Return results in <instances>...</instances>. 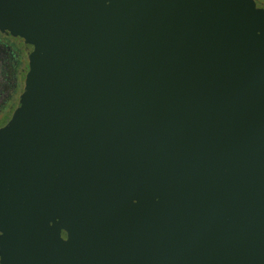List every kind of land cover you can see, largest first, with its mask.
<instances>
[{
    "label": "water",
    "instance_id": "95a60500",
    "mask_svg": "<svg viewBox=\"0 0 264 264\" xmlns=\"http://www.w3.org/2000/svg\"><path fill=\"white\" fill-rule=\"evenodd\" d=\"M0 30V264H264L263 7L0 0Z\"/></svg>",
    "mask_w": 264,
    "mask_h": 264
},
{
    "label": "flooded vegetation",
    "instance_id": "af4514ba",
    "mask_svg": "<svg viewBox=\"0 0 264 264\" xmlns=\"http://www.w3.org/2000/svg\"><path fill=\"white\" fill-rule=\"evenodd\" d=\"M264 8V0H254ZM29 71L26 45L0 30V123L5 126L15 112Z\"/></svg>",
    "mask_w": 264,
    "mask_h": 264
},
{
    "label": "rangeland",
    "instance_id": "374dc122",
    "mask_svg": "<svg viewBox=\"0 0 264 264\" xmlns=\"http://www.w3.org/2000/svg\"><path fill=\"white\" fill-rule=\"evenodd\" d=\"M2 124H3V123L1 122V123H0V126H2Z\"/></svg>",
    "mask_w": 264,
    "mask_h": 264
}]
</instances>
